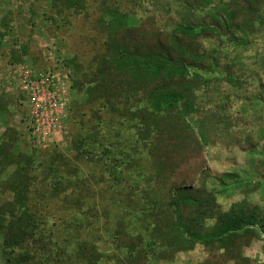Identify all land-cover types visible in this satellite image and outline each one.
<instances>
[{
	"label": "trees",
	"instance_id": "1",
	"mask_svg": "<svg viewBox=\"0 0 264 264\" xmlns=\"http://www.w3.org/2000/svg\"><path fill=\"white\" fill-rule=\"evenodd\" d=\"M49 1L59 14L64 10L86 12V0ZM118 2L99 0L96 22L106 41L104 52L93 58L95 69L84 72L77 56L67 61L80 74L74 86L85 95L86 104L103 101L110 112L129 118L151 160L154 174L147 187L136 192L129 187L127 197L131 209L136 200L141 203L139 211H133L144 217L147 231L132 233L122 216L114 232L115 249L125 252L126 264L173 262L178 254L192 252L198 245L206 252L201 264H254L244 255V248L264 236V208L244 201L223 210L216 192L198 180L209 176L206 148L218 143L232 146L227 136L237 125L224 98H216L213 106H207L205 99L214 93L212 84L236 88L246 84L234 73L235 63L227 61L228 54L236 46H248L249 37L264 32V0H164V10L173 4L181 8L176 11L178 20L174 23L170 18L166 30L155 28L152 16L138 20L123 12ZM2 27L7 29L8 16L2 19ZM0 36L4 39L6 33ZM202 39H214L215 47L204 48ZM260 87L259 98H264V84ZM11 103L0 96V114H5ZM93 115L101 119L96 111ZM98 134L95 129V136ZM3 135L0 176L9 175L0 187L12 195L11 200L0 201L5 264H27L32 259L29 254L14 256L19 247L32 241L40 251L51 254L52 242L35 237L38 224L28 207L35 182L34 155L17 150L20 137L16 128L7 127ZM72 147L73 161L54 153L55 166L46 177L63 172L74 177V182L57 178L50 194L58 198L71 187L73 195L65 196L64 201L82 209L92 180L78 177V164L105 163L111 170L107 159L112 152L106 149L102 156L95 155L84 148L82 140H75ZM247 147L251 154L257 153L256 146ZM262 164L257 166L264 182ZM65 257L66 251L59 249L53 261L68 264ZM76 258L86 264L114 259L90 243L79 245Z\"/></svg>",
	"mask_w": 264,
	"mask_h": 264
},
{
	"label": "rangeland",
	"instance_id": "2",
	"mask_svg": "<svg viewBox=\"0 0 264 264\" xmlns=\"http://www.w3.org/2000/svg\"><path fill=\"white\" fill-rule=\"evenodd\" d=\"M86 2V14H75L73 10L59 14L49 0H0V35L6 33L4 39L0 36V96L12 100L7 112L0 114V143L5 140L6 128L14 127L20 137L17 150L34 155L35 182L28 207L38 224L39 232L35 237L50 240L53 250L51 254L42 252L32 241L23 244L14 256L29 254L32 259L27 264H58L53 256L59 249L68 254L65 257L68 264H86L76 258L77 248L82 243L93 244L103 254L114 257L111 262L103 260L99 264H126L125 252L114 246L117 221L126 216L132 233L147 231L144 217L134 215L133 211H139L141 203L136 200V206L131 209L127 201L129 187L135 188V192L146 188L154 174L151 160L133 128L134 123L110 112L103 101L86 104L85 95L74 86L80 74L72 65H67L68 60L77 56L84 72H91L95 69L94 56L105 50L106 35L96 22L100 17L99 0ZM117 4L123 12L138 20L154 17L155 28L159 30L168 29L170 18L175 23L178 20L176 11L181 9L173 4L164 10V0H119ZM6 16L8 27L4 29L2 19ZM249 41L248 46L232 48L227 60L235 63L234 73L246 84L242 88L226 83L212 84L210 90L214 93L205 99L207 106H213L216 98H224L229 114L237 122L227 136L232 146L218 143L206 148L205 169L209 176L198 180L216 192L223 210L244 201L264 208V182L257 166L264 163V98H259L260 85L264 84V32L249 37ZM201 45L213 49L214 39H202ZM27 72L34 79L46 80L49 76V81H54L58 93L61 91L67 102L60 120L48 124L51 120L48 115L40 130L23 89ZM95 111L100 120L94 118ZM95 129L98 136H95ZM75 140H82L84 148L95 155L102 156L106 149L112 152L107 159L111 170H107L105 163L78 164V177L92 180L91 193L82 209L64 201L65 196H70L71 187L61 197L53 198L50 194L57 178L74 182V177L64 172L46 177V172L55 166L54 153H62L70 163L73 161ZM248 145L256 146L257 153L251 154ZM8 175L7 172L0 176V182ZM11 199L12 195L2 192L0 187V201ZM3 248L0 233V264L6 263ZM244 255L254 264H264V236L244 248ZM205 258L204 247L198 245L192 252L178 254L173 262L160 264H201Z\"/></svg>",
	"mask_w": 264,
	"mask_h": 264
},
{
	"label": "built area",
	"instance_id": "3",
	"mask_svg": "<svg viewBox=\"0 0 264 264\" xmlns=\"http://www.w3.org/2000/svg\"><path fill=\"white\" fill-rule=\"evenodd\" d=\"M24 83L23 89L27 92L32 117L38 129H41L43 120H47L48 115H50L51 119L48 124L59 121L67 102L61 91L58 93L54 81H49V76L46 80L42 77L41 79H34L27 72ZM53 113H55V117L51 118Z\"/></svg>",
	"mask_w": 264,
	"mask_h": 264
}]
</instances>
